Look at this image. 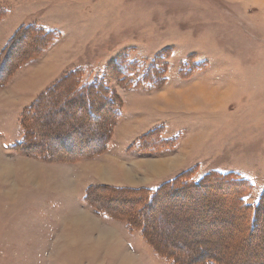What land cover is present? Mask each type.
<instances>
[{
	"label": "rangeland",
	"instance_id": "rangeland-1",
	"mask_svg": "<svg viewBox=\"0 0 264 264\" xmlns=\"http://www.w3.org/2000/svg\"><path fill=\"white\" fill-rule=\"evenodd\" d=\"M0 4V264H264V0Z\"/></svg>",
	"mask_w": 264,
	"mask_h": 264
},
{
	"label": "trees",
	"instance_id": "trees-1",
	"mask_svg": "<svg viewBox=\"0 0 264 264\" xmlns=\"http://www.w3.org/2000/svg\"><path fill=\"white\" fill-rule=\"evenodd\" d=\"M1 12V11H0ZM31 29V31L32 32H35L36 34H38L39 36H40V38L42 39H46L45 40V43L43 44L44 45V47H46V44H47V42L48 41H50L52 38L54 39V36H55V34L54 33H52L51 31H48V30H45L44 28H42V27H40V26H33V25H27V26H24V29L23 30H25V31H28V30H30ZM51 32V33H50ZM47 37H48V39H47ZM29 38H31L32 39V35L30 34L29 35ZM34 40V39H33ZM35 41V40H34ZM43 47V48H44ZM127 71H130V70H128V69H126ZM69 77V76H68ZM71 77V76H70ZM73 78H74V76H72ZM72 78V79H73ZM68 79V78H67ZM83 82H85V81H83ZM80 85H81V83H80ZM103 89L105 90V88H103V85H102V83L101 84H99L98 86H94V84L93 83H89V84H84L83 83V86L82 87H80L79 88V90H77L76 91V93H74L73 95H74V97H72V98H74V99H76V98H78V97H80V96H82L83 97V95H82V93L84 92V97H85V102H87V105H88V103H90V98L92 97V96H89V93L91 92V91H94V92H97V95H103L104 96V102L107 104V106L108 107H110L112 110H113V112L115 113V115L118 113V108L115 106V104H116V101L115 100H111L108 96H109V94L108 93H106V94H104V92H103ZM88 90H89V92H88ZM78 95V96H77ZM105 98H106V101H105ZM105 108V107H104ZM88 109H90V108H88ZM95 109H96V107H95ZM91 113H93L92 112V110H91ZM100 114H101V112H100ZM109 116V115H108ZM153 134H155V132L154 131H152V133L151 134H149L148 136H145V139L143 140V141H146V142H143L145 145H147L148 147H153L152 145H151V143H150V138H151V136L153 137ZM24 137L26 138V133H24ZM143 139V138H142ZM142 139L140 140V142L142 141ZM18 144V143H17ZM31 154H35V152L33 153H31ZM77 156V155H76ZM75 158H78V157H75ZM74 158V159H75ZM209 174H213V173H207V174H204V176H202V177H200L199 179H197V180H195V181H192V180H190V176H188V175H185V176H183L182 178H183V182H181V179H180V182L181 183H179L177 180L180 178V177H176V178H174V179H172V180H169V182L167 183V184H165V185H163V187H159L160 188V191L164 188V187H168V188H170V186H176V185H180V186H185V187H187V186H190V187H188V188H191V187H200V186H202V185H204V184H202V185H200V183L202 182V180H203V178H205L206 176H209ZM216 176H214V175H212L211 177H213L212 179H210V181H213V183H212V185H213V187H216V188H220L221 190H223V192L225 193V191L224 190H226V189H229L230 190V192L231 193H233V194H235L236 196H237V199L239 200V202H240V206H242V207H244V208H248L249 210L253 207V208H256L255 209V214H253V213H250V224H251V226L256 222V220H257V215H258V210L260 209V206L262 205V202H260L261 201V198H264V191H263V193L261 194V197L258 199V201L253 205H251V204H247L246 203V201L244 200V195H245V193H246V191L247 190H250V187L251 186H249V183L247 182V180H245V179H242V178H240L239 176H237V175H234V174H231V173H227V174H222V175H220V174H215ZM219 181H223V187L220 185V183L222 184V182H220V183H218ZM177 182V183H176ZM225 186V187H224ZM159 188H157V190H155V195H156V193L158 194V189ZM118 190L120 189V188H117ZM120 190H123V189H120ZM144 192V191H143ZM230 192H228V193H230ZM145 194H147L148 195V192H145ZM88 195V194H87ZM87 195L85 196V199L87 198ZM149 196V195H148ZM158 196V195H157ZM155 197V196H154ZM154 197H151V199H149V201H153V199H154ZM149 198V197H148ZM263 201V200H262ZM237 211V209L235 210V212ZM239 213H241V212H239L238 211V214ZM151 238H152V235H151ZM154 238V237H153ZM158 241H155L154 242V244L156 245V248L152 245V247H154V249H155V251L160 255V256H162L164 259H166V260H170V261H172L174 264H186V262H188L189 261V264H193V262L195 261V260H190V258H197L199 261L198 262H202V263H204V264H220L221 262H219L217 259H215L214 257H209V255H208V253L207 252H204L203 254H201V255H199V256H197V254H190V255H188L187 254V256L185 257V255H183V257H178V256H175L176 255V250L174 251L173 249H171V250H169V251H162V250H160V249H157L158 247H160V245L157 243ZM179 258L180 259H185L186 258V260L187 261H185V262H182L181 260H179Z\"/></svg>",
	"mask_w": 264,
	"mask_h": 264
},
{
	"label": "crops",
	"instance_id": "crops-1",
	"mask_svg": "<svg viewBox=\"0 0 264 264\" xmlns=\"http://www.w3.org/2000/svg\"><path fill=\"white\" fill-rule=\"evenodd\" d=\"M1 6V4H0ZM5 9V7H3ZM6 10V9H5ZM40 17H33L32 19L29 20V23H26V25H38V26H41V27H44L42 26V22H41V19H39ZM46 30H54L53 28L52 29H49V27H44ZM10 114H12L13 112H9ZM10 142H16V140H13L10 141Z\"/></svg>",
	"mask_w": 264,
	"mask_h": 264
},
{
	"label": "bare ground",
	"instance_id": "bare-ground-1",
	"mask_svg": "<svg viewBox=\"0 0 264 264\" xmlns=\"http://www.w3.org/2000/svg\"><path fill=\"white\" fill-rule=\"evenodd\" d=\"M84 138H85V137H84ZM82 139H83V138H82ZM84 140H85V139H84ZM81 142H82V141H81ZM85 143H86V142H85ZM147 165L150 166V167L153 166L154 169H155L156 167H158V163H157V162H153V163H150V162H149V163H147ZM162 165H163V163H162ZM104 176H105V175H104ZM105 178H106V177H105ZM190 192H191V191H190ZM208 196H209V195H208ZM214 203H215V202H214ZM198 221H199V220H198ZM198 221H197V222H198ZM211 227H212V226H211ZM207 228H208V227H207ZM212 228H213V227H212ZM209 229H210V228H209Z\"/></svg>",
	"mask_w": 264,
	"mask_h": 264
}]
</instances>
